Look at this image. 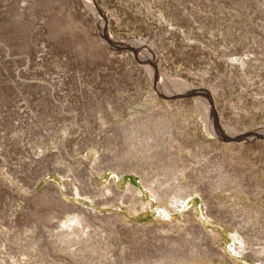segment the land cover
<instances>
[{"label": "rangeland", "instance_id": "rangeland-1", "mask_svg": "<svg viewBox=\"0 0 264 264\" xmlns=\"http://www.w3.org/2000/svg\"><path fill=\"white\" fill-rule=\"evenodd\" d=\"M0 264H264V0H0Z\"/></svg>", "mask_w": 264, "mask_h": 264}, {"label": "bare ground", "instance_id": "bare-ground-1", "mask_svg": "<svg viewBox=\"0 0 264 264\" xmlns=\"http://www.w3.org/2000/svg\"><path fill=\"white\" fill-rule=\"evenodd\" d=\"M175 84H181V85H183V83H174L173 85L175 86ZM180 85V86H181ZM184 87H185V85H184ZM184 92V91H183ZM192 93V92H191ZM190 93V94H191ZM188 94V93H187ZM194 94V93H193ZM196 94H198V93H196ZM199 100H200V98H198ZM201 99H204V98H201ZM199 102V104H200V106L204 109V110H206L207 111V106H205L204 105V103L203 102H201V101H198ZM206 113V112H205ZM207 114V113H206ZM143 145H145V146H149L150 144H148V142L147 143H143ZM170 180V179H169ZM166 181H167V179H166ZM173 183V182H172ZM169 184V182L167 181L166 183H155L156 185H157V189H159V186L160 185H164V184H168V187H169V189H171L172 190V193L174 194V195H177V194H180V192L183 190V188H177L176 187V189L174 188V185L173 184ZM151 185H153V184H151ZM155 186V185H154ZM176 186V185H175ZM152 188H153V186H152ZM108 191H110V190H108ZM158 194V193H157ZM158 196H160V195H158ZM78 219V218H77Z\"/></svg>", "mask_w": 264, "mask_h": 264}]
</instances>
